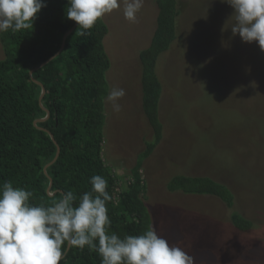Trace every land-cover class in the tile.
Here are the masks:
<instances>
[{"label": "rangeland", "instance_id": "1", "mask_svg": "<svg viewBox=\"0 0 264 264\" xmlns=\"http://www.w3.org/2000/svg\"><path fill=\"white\" fill-rule=\"evenodd\" d=\"M120 2V9L104 17L106 78L109 91L120 87L126 95L119 113L105 98L103 156L117 173L128 175L155 140L143 108L139 55L150 42L159 9L156 0H144L132 23ZM177 7V39L156 65L163 86V137L142 162L151 227L182 247L193 264H264V51L233 35L234 10L227 3L178 0ZM175 175L217 179L232 190L233 206L213 194L172 190L168 183ZM234 211L253 227L236 228Z\"/></svg>", "mask_w": 264, "mask_h": 264}, {"label": "trees", "instance_id": "2", "mask_svg": "<svg viewBox=\"0 0 264 264\" xmlns=\"http://www.w3.org/2000/svg\"><path fill=\"white\" fill-rule=\"evenodd\" d=\"M177 1L156 0L157 23L148 46L140 51L143 108L155 140L147 143L128 175L117 173L103 156L110 66L104 17L81 36L76 22L66 18L68 0H45L47 6L41 9L33 29L1 32L5 57L0 59V184L11 181L32 192L30 203L47 206L50 195L58 197L60 192L72 191L80 197L91 190L90 178L100 175L111 196L106 203L109 232L123 238L152 228L143 199L142 162L163 137L159 114L163 86L156 65L160 54L177 39ZM168 186L186 193L216 195L228 207L234 204L232 190L210 176L175 175ZM231 219L242 231L254 225L237 211ZM100 262L101 257L87 246L81 250L65 245L59 264Z\"/></svg>", "mask_w": 264, "mask_h": 264}, {"label": "clouds", "instance_id": "3", "mask_svg": "<svg viewBox=\"0 0 264 264\" xmlns=\"http://www.w3.org/2000/svg\"><path fill=\"white\" fill-rule=\"evenodd\" d=\"M122 2L124 18L137 22L144 0ZM221 2L234 10L233 35L245 43H258L264 51V0ZM46 6L45 0H0V32L33 29ZM120 7V0H68L66 18L77 23V32L83 36ZM125 95L123 88L110 89L106 102L113 112L122 110L119 101ZM90 184L91 190L80 197L72 191L50 195L47 206L30 203L32 192L11 181L0 184V264H59L65 245L81 250L87 246L101 257L100 264H193L182 247L171 245L154 228L123 238L109 232L107 181L94 175Z\"/></svg>", "mask_w": 264, "mask_h": 264}, {"label": "water", "instance_id": "4", "mask_svg": "<svg viewBox=\"0 0 264 264\" xmlns=\"http://www.w3.org/2000/svg\"><path fill=\"white\" fill-rule=\"evenodd\" d=\"M77 24V23H76ZM76 24H75V26H76ZM75 27H72L67 33H66V35H65V37L69 34V33H71L72 32V30L74 29ZM65 37H64V39H65ZM62 47H63V45H62ZM49 60H51V58L49 59ZM48 61H45V62H43V63H41V65L40 66H42V65H44L45 63H47ZM44 93H45V89H44V87L42 88V92H41V96H40V98H42V96L44 95ZM48 116V115H47ZM46 116V117H47ZM43 119H45V118H43ZM43 119H41V120H43ZM58 152H59V148H58ZM58 154V153H57ZM56 157H57V155H56ZM50 186H51V184H50Z\"/></svg>", "mask_w": 264, "mask_h": 264}]
</instances>
